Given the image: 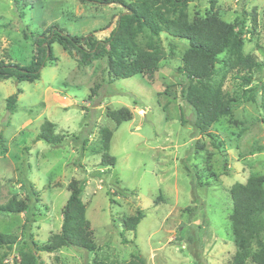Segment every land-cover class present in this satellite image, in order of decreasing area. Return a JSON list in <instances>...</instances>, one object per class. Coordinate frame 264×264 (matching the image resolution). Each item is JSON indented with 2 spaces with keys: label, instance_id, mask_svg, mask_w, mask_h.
<instances>
[{
  "label": "rangeland",
  "instance_id": "374dc122",
  "mask_svg": "<svg viewBox=\"0 0 264 264\" xmlns=\"http://www.w3.org/2000/svg\"><path fill=\"white\" fill-rule=\"evenodd\" d=\"M121 10L86 0H0V57L27 65L34 54L32 35L53 24L77 35L99 30L95 36L103 38ZM187 12L189 21L212 12L229 22L241 18L243 52L264 66V0H189ZM161 42L166 56L150 79L139 73L112 80L106 59L78 66L55 42L56 60L41 69L38 80H0V132L7 148L0 153V204L12 196L28 203L23 213L0 214V232L18 237L11 250L0 247L7 254L1 264H16L29 235L42 244L60 230L73 178L83 184L81 199L97 249L40 252L37 264L123 261L139 253L146 264L230 262L235 252L230 187L264 175V67L245 91L239 80L224 81L235 98L232 114L202 133L180 97L186 79L176 68L186 42L164 33ZM17 89L10 112L6 98ZM120 107L131 117L116 127L106 112ZM44 119L63 136L60 144L36 140ZM101 127L112 131V167L101 162ZM137 208L144 217L135 230H124L122 220Z\"/></svg>",
  "mask_w": 264,
  "mask_h": 264
},
{
  "label": "trees",
  "instance_id": "16d2710c",
  "mask_svg": "<svg viewBox=\"0 0 264 264\" xmlns=\"http://www.w3.org/2000/svg\"><path fill=\"white\" fill-rule=\"evenodd\" d=\"M82 1V0H81ZM122 7L115 24L107 36L97 38L91 31L77 35L57 24L32 35L34 54L27 65L11 62L0 57V80L13 79L16 82H34L40 78V71L49 62L56 60L52 44L57 42L73 58L78 66H89L94 61L106 59L107 72L111 79L129 78L142 73L150 79L165 59L161 33L184 44L181 66L176 71L186 82L181 88L182 101L192 109L194 125L202 133L220 118L232 114L234 96L225 90L224 81L230 77L238 86L246 88L253 81L255 73L263 70V64L250 53L243 52L244 21L236 17L229 22L219 14L208 13L203 18L188 19L189 0H86ZM213 3V1H211ZM20 14L19 16H21ZM139 37H143L141 42ZM226 54L220 59V54ZM220 65L217 67V65ZM99 85H95L97 89ZM20 89L6 98V109L13 112ZM164 94H169L168 90ZM261 122L264 124V87L261 89ZM106 115L118 127L130 120L127 107L107 110ZM55 125L47 119L40 124L36 140L58 145L63 136L54 130ZM209 134V133H208ZM211 136V135H210ZM112 131L99 129L101 162L114 166L115 158L109 154ZM4 137L0 132V153H5ZM83 184L71 179L67 184L69 196L62 209L60 230L39 244L29 235L28 245L18 253L16 264H37L40 252L53 253L65 246L80 248L94 253L93 230L86 216V206L81 199ZM232 213L230 225L235 252L228 264H264V175L252 174L245 182H235L230 187ZM28 209V203L15 196L0 204V214H19ZM144 217L141 208L122 220L124 230L133 231ZM26 222L21 228H26ZM126 241L125 238L122 239ZM18 242L14 233L0 232V247L9 250ZM7 254H0V264ZM92 264H146L139 253L128 260L106 262L94 258Z\"/></svg>",
  "mask_w": 264,
  "mask_h": 264
}]
</instances>
